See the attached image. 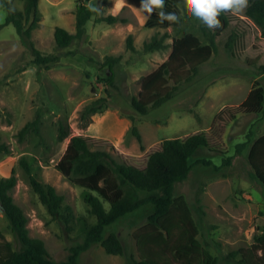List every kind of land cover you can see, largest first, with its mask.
Here are the masks:
<instances>
[{
	"label": "rangeland",
	"instance_id": "374dc122",
	"mask_svg": "<svg viewBox=\"0 0 264 264\" xmlns=\"http://www.w3.org/2000/svg\"><path fill=\"white\" fill-rule=\"evenodd\" d=\"M78 1L91 4L97 15H112L119 21L97 23L92 17L84 38L58 49L55 27L75 32L74 11ZM140 4L141 0H39L41 21L32 31L31 40L43 56L59 57L48 69L32 63L30 48L19 40L12 24L3 25L6 11L0 5V143L9 148L8 153L0 154V179L14 170L17 184L11 194L28 218L30 236L41 239L52 259L59 262L67 258L72 246L83 241L80 232L83 221L89 224L96 221L82 189L55 168L68 142V138L63 141L57 138L59 122L69 126L71 135L100 140L113 156L139 167L145 165L148 155L159 149L164 139L204 132L211 149L217 152L209 148L198 150L191 158L193 166L188 177L176 183L175 195L187 202L198 228L197 238L218 264H235L229 258L230 253L250 247L255 235L264 231V186L252 178L247 160V148L264 134V105L260 109H245L240 105L255 81L264 85V77L258 70L264 65V36L244 11L229 12L228 28L216 37L212 57L199 68L194 80L182 84L166 104L141 115L133 109L132 100L142 79L167 59L170 47L143 51L144 43L157 30L144 26V15L138 11ZM13 5L19 10L23 8L21 0H14ZM183 6L184 3L181 8L185 9ZM184 9H181L184 18L181 26H185L184 21H190L192 26H185L186 31L206 43L199 30L203 22L193 23L186 18ZM164 32L160 30V35ZM167 32L174 35L173 27ZM129 35L134 52L126 48ZM170 42L171 38L165 39L166 44ZM107 56L119 58L113 66L118 89L104 80L108 73ZM99 97L107 98L108 109L93 115L90 127H82L79 110ZM36 113L41 115L42 138L31 132L18 141V129L33 120ZM130 116L141 134L142 149L130 132ZM122 118L128 122L123 124L119 142L96 132L103 119L121 121ZM244 142L246 148L236 153V145ZM22 156L34 158L40 181L52 185L63 196L62 212L66 220L53 218L33 192L18 164ZM227 157H231L229 165L222 166V160ZM202 159L210 163H198ZM150 211V207L141 208L105 229V234L114 232L120 237L124 255L107 254L96 245L81 253L77 264H127L128 256L138 258L133 234L146 223ZM0 231L17 249L18 242L1 208Z\"/></svg>",
	"mask_w": 264,
	"mask_h": 264
},
{
	"label": "trees",
	"instance_id": "16d2710c",
	"mask_svg": "<svg viewBox=\"0 0 264 264\" xmlns=\"http://www.w3.org/2000/svg\"><path fill=\"white\" fill-rule=\"evenodd\" d=\"M13 1L0 0V5L6 11L3 25L14 26L19 40L30 48L33 64L47 69L53 67L59 57L43 56L31 40L32 31L41 21L39 0H21L22 10L15 8ZM182 4L183 0H165L163 9L165 12L176 13L180 17L178 23H161L156 12L145 20L144 26L156 29L157 33L150 41L144 43L143 51H161L169 46L170 53L163 63L142 79L139 92L132 100L133 109L141 115H147L151 109L166 104L176 95L182 84L194 80L199 68L212 57L216 37L230 24V11L219 15V28L210 30L204 23L200 24L199 30L206 40V43H203L199 36L186 31L185 26H192L188 23L190 21H184L185 26H181L184 19L181 16V9H184L181 8ZM90 7L92 8L91 4L77 2L74 11V33L59 26L55 27L54 40L58 49L69 47L74 41L84 38L86 25L92 17L97 23L113 24L119 21L112 15H97ZM184 12L187 18L186 9ZM244 15L261 29L264 36V0H248ZM169 27H173L174 35L167 32ZM160 30L165 32L160 35ZM167 38H171L170 44L165 43ZM230 40H233V36ZM126 48L131 52L135 51L131 35L127 38ZM118 59L112 56L105 59L108 73L105 74L104 80L114 89L118 87L115 84L113 66ZM258 70L264 77V65L259 66ZM240 105L245 109L262 108L264 85L255 81ZM108 107L105 97L83 105L79 110L82 127L88 126L93 115L103 113ZM129 119L130 132L142 149V137L135 125V119L132 116ZM40 120L41 115L36 113L33 120L18 129L17 140L22 141L31 132L42 138ZM57 138L59 141L68 138V142L62 156L55 163V168L71 184L82 189L83 197L96 221L92 224L83 221L80 228L83 241L70 248L65 260L56 262L44 242L30 236L28 218L14 202L11 192L17 184V177L13 170L8 177L0 179V208L8 221L10 232L18 242V248L15 249L0 231V264H77L80 254L96 245H100L107 254L124 255L120 237L114 232L105 234V229L144 207L151 209L147 221L133 234L138 258L128 256L127 264H218L216 257L198 240V228L187 202L183 197L175 195L176 183L184 181L192 169L191 158L199 149H211L208 136L204 132L185 138L164 139L159 149L149 154L145 165L140 167L125 158L113 156L102 147L100 140L82 134L71 135L69 126L63 122H59ZM246 145V142L237 144L236 153L240 154ZM211 151L217 152L213 149ZM8 152V146L0 143V154ZM247 160L252 170V178L264 186V134L255 138L247 148ZM230 161L231 157L224 158L222 166L229 165ZM33 162L34 158L22 156L18 164L25 172L31 189L38 195L50 215L55 219L66 220L62 212L63 196L58 194L52 185L40 181L35 172L37 166H34ZM198 163L210 162L202 159L198 160ZM229 258L235 264H264V231L255 235L250 247L231 252Z\"/></svg>",
	"mask_w": 264,
	"mask_h": 264
},
{
	"label": "clouds",
	"instance_id": "9594fccd",
	"mask_svg": "<svg viewBox=\"0 0 264 264\" xmlns=\"http://www.w3.org/2000/svg\"><path fill=\"white\" fill-rule=\"evenodd\" d=\"M188 17L195 23L200 20L210 30H214L221 26L219 15L222 12H232L239 14L248 7V0H183ZM165 0H141L140 11L145 20L156 12L161 23L165 21L169 23H178L180 17L174 12H165ZM91 11L96 9L91 8ZM157 10H159L157 12ZM145 13L147 15H145Z\"/></svg>",
	"mask_w": 264,
	"mask_h": 264
},
{
	"label": "bare ground",
	"instance_id": "6f19581e",
	"mask_svg": "<svg viewBox=\"0 0 264 264\" xmlns=\"http://www.w3.org/2000/svg\"><path fill=\"white\" fill-rule=\"evenodd\" d=\"M99 133H109L113 136H115L117 138V140L119 141L120 136H121V123H117V124H112V123H106L103 122L101 123V125L98 126V128L96 129Z\"/></svg>",
	"mask_w": 264,
	"mask_h": 264
},
{
	"label": "crops",
	"instance_id": "0c3cea01",
	"mask_svg": "<svg viewBox=\"0 0 264 264\" xmlns=\"http://www.w3.org/2000/svg\"><path fill=\"white\" fill-rule=\"evenodd\" d=\"M107 120V121H106ZM101 123H103V122H106V123H112V124H117V123H121V128L123 127V124L124 125H126L127 124V122H128V119L127 118H122L121 119V121H115V120H108V119H103L102 121H100ZM99 122V123H100ZM89 127H90V125H89ZM96 128H94V130H95ZM123 129V128H122ZM96 132L97 133H99L97 130H96ZM101 136H103V137H106V138H110L113 142H119L118 140H117V138L115 137V136H113V135H111V134H109V133H99ZM100 136V137H101ZM121 137V136H120Z\"/></svg>",
	"mask_w": 264,
	"mask_h": 264
}]
</instances>
